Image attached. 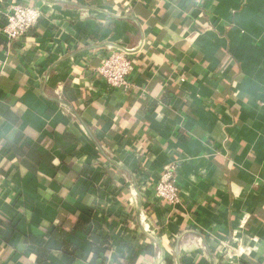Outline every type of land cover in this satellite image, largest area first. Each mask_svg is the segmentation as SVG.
Returning a JSON list of instances; mask_svg holds the SVG:
<instances>
[{
    "label": "crops",
    "instance_id": "0c3cea01",
    "mask_svg": "<svg viewBox=\"0 0 264 264\" xmlns=\"http://www.w3.org/2000/svg\"><path fill=\"white\" fill-rule=\"evenodd\" d=\"M15 3L42 17L0 34V264H90L57 228L125 264H264V0H0V29ZM113 45L144 100L96 76Z\"/></svg>",
    "mask_w": 264,
    "mask_h": 264
},
{
    "label": "built area",
    "instance_id": "2783aa9c",
    "mask_svg": "<svg viewBox=\"0 0 264 264\" xmlns=\"http://www.w3.org/2000/svg\"><path fill=\"white\" fill-rule=\"evenodd\" d=\"M4 16L5 23L0 29V34L4 36L11 45L25 38L29 32L39 24L42 11L31 5L15 3L8 7ZM132 50L133 49H130V51ZM130 55L131 52L109 50L107 54L101 58L100 64L94 69V72L100 80L107 84L110 90L121 91L126 94L130 93L144 100L146 98V92L144 89L140 88L133 79L135 62ZM182 81H184V79H182ZM148 183L152 182L148 181ZM152 186L154 195L158 200L166 202L174 207L181 205L182 197L175 183L171 169L168 168L163 173L160 180L152 184ZM145 228L148 230L149 226L146 225ZM104 264L125 263L115 261L112 257H109L108 261Z\"/></svg>",
    "mask_w": 264,
    "mask_h": 264
},
{
    "label": "trees",
    "instance_id": "16d2710c",
    "mask_svg": "<svg viewBox=\"0 0 264 264\" xmlns=\"http://www.w3.org/2000/svg\"><path fill=\"white\" fill-rule=\"evenodd\" d=\"M133 61L135 62V60ZM87 225L88 223L79 221L77 229L86 230ZM10 227L11 223L0 216V236H3ZM52 236L61 244L65 258L71 263L77 259H86L90 264H104L109 259V253H114L111 239L107 235L90 232L89 240L86 244H79L74 239H71V233L60 228L55 229ZM50 254L51 250L48 246L40 247L37 264L48 262Z\"/></svg>",
    "mask_w": 264,
    "mask_h": 264
},
{
    "label": "water",
    "instance_id": "95a60500",
    "mask_svg": "<svg viewBox=\"0 0 264 264\" xmlns=\"http://www.w3.org/2000/svg\"><path fill=\"white\" fill-rule=\"evenodd\" d=\"M113 47L114 48H116L117 50H121V51H125V52H131L130 50H128V49H125V48H122V47H120V46H117V45H113ZM115 49V50H116ZM137 195L138 196H141L140 195V193H139V191L137 190ZM143 230H144V233L149 237V238H151L158 246H160L161 247V244H160V242L159 241H157L150 233H149V231H147V229L143 226Z\"/></svg>",
    "mask_w": 264,
    "mask_h": 264
}]
</instances>
